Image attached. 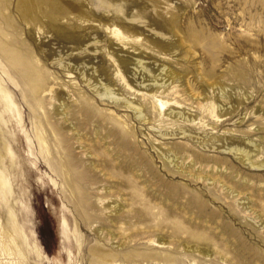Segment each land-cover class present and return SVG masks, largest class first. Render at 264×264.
Wrapping results in <instances>:
<instances>
[{
	"label": "rangeland",
	"instance_id": "1",
	"mask_svg": "<svg viewBox=\"0 0 264 264\" xmlns=\"http://www.w3.org/2000/svg\"><path fill=\"white\" fill-rule=\"evenodd\" d=\"M111 1L152 18H116L94 0H9L46 88L33 93L0 60V264H264V168L225 150L237 137L251 152V140L264 161V0ZM50 47L55 59L73 49L74 74L43 58ZM82 65L97 71L89 85ZM69 160L85 175L79 191Z\"/></svg>",
	"mask_w": 264,
	"mask_h": 264
},
{
	"label": "bare ground",
	"instance_id": "2",
	"mask_svg": "<svg viewBox=\"0 0 264 264\" xmlns=\"http://www.w3.org/2000/svg\"><path fill=\"white\" fill-rule=\"evenodd\" d=\"M95 1V5L99 6L101 8H103L105 11L110 12L113 14L114 17L116 18H120V19H128L131 21H138V20H150L152 18V14L150 12H148L147 10L143 9V8H138L136 9L135 12L128 13L127 10V4L125 2H120V3H116L114 1L111 0H94ZM14 8V6L11 4V2H9V0H0V60L1 62H3L7 67H9L10 69H12V71H16L17 74L20 75V77L23 79V82H25L27 84V86L29 87V89L33 92L36 93L38 92L40 89L42 88H46V82H42L39 85L36 84L37 81H40L43 76L41 73V68L38 67L34 61H33V51L28 49L25 45L22 44V41L19 39V29L16 26V22L14 21V19L10 16V11ZM107 23V20H105ZM112 33V35L116 38V40H118L120 43L122 44H127L126 43V37L122 34V32L116 28L113 27L110 31ZM96 43L94 42L92 44L91 48H86V51L88 52H92L93 54L96 53ZM44 45V44H43ZM41 45V46H43ZM71 51L69 53L66 54V56L63 58L62 56H59V58L55 59V54H54V49L53 48H43L42 52L44 53L43 58L45 60H50L52 64H55L56 66H61L63 69H65L66 74L70 75V74H74V69L73 67L70 65V60L72 59V51L73 49H70ZM86 57L88 61H91V56L89 55H85L82 56V54H78L76 57V60H80L82 58ZM140 63V62H139ZM77 69V68H76ZM82 72H81V76L85 77V72L86 70H89V68H87V65H82L81 67ZM92 72L91 73H87L88 77H85V81L87 83V85H89V81L93 78L92 75L97 72L95 71V69H93L91 67ZM93 85V84H92ZM151 86H158V87H164L165 86V82L163 83H159L156 82ZM93 90L94 92L101 98L102 96L105 97L107 96V98H112V99H117L115 96L111 97L108 96L109 94L114 95V93L112 92V90L107 87L104 84H100L99 87H96L95 85L93 86ZM52 92V87L49 90V93ZM54 94V96L59 95V92L52 93V95ZM221 98L224 100V96L222 95ZM168 102V100L166 101H162V100H158V106L160 107V109H162L166 103ZM127 107H130L132 110H134L135 112L140 114V108L138 107H133L131 106V104L129 102H125ZM171 106L170 104H167V106L164 108L169 110L168 115H171ZM218 105L212 104L211 105V113H213L215 110H218ZM199 110V109H198ZM182 114L181 112H178L176 115H180ZM197 115H201V111L199 110V112L197 113ZM183 115V114H182ZM203 116V115H202ZM216 116V115H215ZM140 118L143 121H146V119L144 117ZM218 119V117H217ZM218 121V120H216ZM227 121V119H222L216 123H213L212 126L213 128H216L218 125L222 124L223 122ZM186 126L193 128L195 127L194 124H188L185 125L184 128H186ZM208 125H201L199 128H205ZM180 129V133L184 136L185 134V129ZM120 130V131H119ZM109 134L112 132V128L108 129ZM252 131V130H250ZM254 131V129H253ZM117 134H119V136L121 137V139H125L127 132L118 129V131H115ZM165 134H162V136H164ZM58 139L59 136L57 135ZM60 141V140H59ZM229 142L227 143V147L225 148V150H227L229 153H232L233 156H236L239 161H241L243 164L247 165L248 167H252V168H264V161H255L252 158V153L254 152V155H258L259 152V148L258 145L251 140L247 141V144H245L246 146H249L250 148H252V151L250 152V149L247 150V148L242 147L241 144V140L238 139L237 137H234L232 139L228 140ZM201 143V142H200ZM175 149L178 150H183L185 152H188L185 147L183 146H176ZM66 150V149H65ZM166 160L168 161L169 164H173L175 165V163L173 162V158L170 159L169 156L166 157ZM208 161H212V159L208 160ZM217 159L213 162L214 164H218L217 163ZM149 164V163H148ZM56 163H53V167L54 169H56L55 167ZM62 165L65 168V173L70 174L71 178L73 181L77 182V184L74 185L73 190L76 191L75 189L81 188V185L79 183V181L83 180L85 178L84 174L81 175H77L76 171H77V167H76V162L69 160L67 163L63 162ZM151 165V163H150ZM149 165V166H150ZM152 166V165H151ZM25 170V174L29 175V171L27 168H24ZM68 177V176H67ZM84 201V200H83ZM178 225H184L182 222H178ZM103 249V248H101ZM101 249H95L94 252L96 253V256L94 257L96 260H100L104 263H107V259H109L104 252V250Z\"/></svg>",
	"mask_w": 264,
	"mask_h": 264
}]
</instances>
